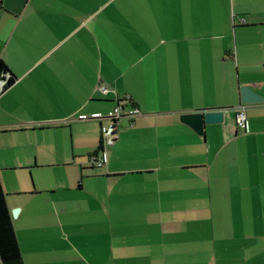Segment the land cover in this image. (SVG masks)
Instances as JSON below:
<instances>
[{
	"label": "crops",
	"instance_id": "1",
	"mask_svg": "<svg viewBox=\"0 0 264 264\" xmlns=\"http://www.w3.org/2000/svg\"><path fill=\"white\" fill-rule=\"evenodd\" d=\"M0 60L23 264H264V0H2ZM125 96L140 114L98 151L107 121L81 116ZM200 110H222L202 135Z\"/></svg>",
	"mask_w": 264,
	"mask_h": 264
},
{
	"label": "built area",
	"instance_id": "2",
	"mask_svg": "<svg viewBox=\"0 0 264 264\" xmlns=\"http://www.w3.org/2000/svg\"><path fill=\"white\" fill-rule=\"evenodd\" d=\"M2 0H0L1 6ZM5 84V80L0 81V93L3 90ZM98 90L101 93H106L107 88L104 85H99ZM140 114L138 108L132 103L129 96H125L124 98L118 99L115 106L109 110L106 114H102L100 112L94 113L90 116L83 115L81 116L82 119H95L98 121L106 120L105 124H100V143L101 147L105 145H110L114 142L116 138L115 134V123L116 121L125 116L130 119L134 118ZM236 123L241 128H247V119L245 114L244 106H238L236 109ZM89 160L92 162L93 165L97 167H101L105 160L103 157H99L97 154H92L89 157Z\"/></svg>",
	"mask_w": 264,
	"mask_h": 264
},
{
	"label": "trees",
	"instance_id": "3",
	"mask_svg": "<svg viewBox=\"0 0 264 264\" xmlns=\"http://www.w3.org/2000/svg\"><path fill=\"white\" fill-rule=\"evenodd\" d=\"M5 80L3 90L10 86L15 76L7 68L6 64L0 60V81ZM102 149L99 142L98 151ZM97 154V152L95 153ZM89 155L88 157H90ZM0 262L1 264H23L20 249L16 239V234L12 224L10 210L6 203V195L0 181Z\"/></svg>",
	"mask_w": 264,
	"mask_h": 264
},
{
	"label": "water",
	"instance_id": "4",
	"mask_svg": "<svg viewBox=\"0 0 264 264\" xmlns=\"http://www.w3.org/2000/svg\"><path fill=\"white\" fill-rule=\"evenodd\" d=\"M240 103L248 104L262 101L263 98L253 91L249 86H240ZM180 120L190 126L198 135L203 134V126L205 123H216L222 120V110H200L190 113H183L180 115ZM12 216L15 217L18 213V208L11 211Z\"/></svg>",
	"mask_w": 264,
	"mask_h": 264
},
{
	"label": "rangeland",
	"instance_id": "5",
	"mask_svg": "<svg viewBox=\"0 0 264 264\" xmlns=\"http://www.w3.org/2000/svg\"><path fill=\"white\" fill-rule=\"evenodd\" d=\"M61 170L60 169H56V172H60ZM40 172V171H39ZM43 172H52V171H50V170H46V171H43ZM32 176V175H31ZM32 180L34 181V178H33V176H32Z\"/></svg>",
	"mask_w": 264,
	"mask_h": 264
}]
</instances>
